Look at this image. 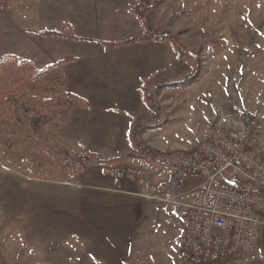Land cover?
<instances>
[{
  "label": "rangeland",
  "instance_id": "374dc122",
  "mask_svg": "<svg viewBox=\"0 0 264 264\" xmlns=\"http://www.w3.org/2000/svg\"><path fill=\"white\" fill-rule=\"evenodd\" d=\"M10 1L0 0V42L4 44L11 40ZM134 6L145 12L152 31L170 33L176 38L174 43L156 41L161 43L158 53L156 49L154 53L163 56L164 62L159 63L153 57L156 62L147 69L150 76L141 78L142 99L153 111L148 116L150 126L135 124L129 135L134 150L117 158L104 154L124 152L128 149L127 137L119 128L97 129L95 122L87 120L80 134L74 126L70 127L69 121L63 142L102 155L63 150L56 138L67 111L58 113L56 107L49 108L46 103L45 107L41 100H36L37 109L40 115L48 114L49 118L42 117L43 131L35 136L29 132L15 138L6 135L8 127L3 129L0 258L6 264H124L117 257L93 254L92 248L82 241L79 212L83 208L78 200L101 184L97 176L85 175L89 170L93 173L99 165L116 177L112 172L116 167L126 170L125 174L131 168H144L148 175L134 180L148 178L150 183L161 185L171 175L164 172L159 152L194 150L207 130L223 125L237 131L246 119L258 134L253 149L264 157V0H143L141 3L136 0ZM130 53L138 55L133 49ZM15 58L18 59L4 47L0 48V71L6 73L17 68V63L13 64ZM38 79L31 81L42 89L34 93L52 86ZM109 81L73 78L71 83L88 91L92 86H106ZM24 82L28 86L29 80ZM6 123L5 126H11L9 121ZM6 137L11 138L13 145L4 142ZM130 177L121 176L128 182ZM202 180L203 176H189L180 188L190 190ZM130 183L134 187L135 182ZM193 195L194 192H187L183 196L187 200ZM45 217L47 221L42 222ZM18 224H36L35 241L46 246L47 251L44 255L37 254V261L22 262L21 250L14 249L13 241L18 236L26 239L27 234L23 227L15 229ZM260 240L261 255L257 257L260 260L248 258L249 252L228 257L219 264H264V227L258 243ZM24 252L21 257L27 258L29 255Z\"/></svg>",
  "mask_w": 264,
  "mask_h": 264
},
{
  "label": "crops",
  "instance_id": "0c3cea01",
  "mask_svg": "<svg viewBox=\"0 0 264 264\" xmlns=\"http://www.w3.org/2000/svg\"><path fill=\"white\" fill-rule=\"evenodd\" d=\"M135 3L136 0L10 1L11 40L5 44L1 41L0 48L30 61L37 69L59 63L65 73V89L75 96L56 138L63 150L102 155L63 142L69 121L78 134L83 132L80 129L86 120L95 122L97 129L119 128L127 137L128 149L104 154L109 158L134 150L129 135L135 124L150 126L149 112L153 111L142 99L141 78L150 76L147 69L156 62L153 57L159 63L164 58L157 55L161 42L134 41L144 35L139 16L132 12ZM131 49L138 51V55L131 54ZM68 58L72 59L68 61ZM73 78L110 81L106 86H92L87 91L72 85ZM104 167L99 165L93 173L86 172L87 177L97 176L101 184L78 200L83 208L79 214H82L84 245L91 247L93 254L117 257L124 264H191L180 248L186 223L179 203L185 199L176 190L170 196L159 193L160 185L154 182L150 183L153 188H146L142 181L131 179L130 182H135L131 187L133 183L109 174ZM141 192L155 198H146ZM42 220L46 222L47 217ZM21 227L27 230L26 239L18 236L13 247L21 250L22 262L37 261V254L47 252L46 246L35 241L37 226L18 224L15 229ZM261 241L248 258L258 259ZM22 250L29 255L27 258L21 257Z\"/></svg>",
  "mask_w": 264,
  "mask_h": 264
},
{
  "label": "built area",
  "instance_id": "2783aa9c",
  "mask_svg": "<svg viewBox=\"0 0 264 264\" xmlns=\"http://www.w3.org/2000/svg\"><path fill=\"white\" fill-rule=\"evenodd\" d=\"M222 126L207 130L194 150L158 153L164 172L171 175L158 192L170 196L176 190L182 198L187 192L195 194L179 203L186 223L180 248L191 264H219L252 252L264 227V157L253 149L258 134L247 119L237 131ZM112 172L132 179L148 175L144 168L125 174L116 167ZM189 176L203 180L182 191L180 184ZM141 181L153 188L148 178ZM141 195L155 198L147 192Z\"/></svg>",
  "mask_w": 264,
  "mask_h": 264
},
{
  "label": "trees",
  "instance_id": "16d2710c",
  "mask_svg": "<svg viewBox=\"0 0 264 264\" xmlns=\"http://www.w3.org/2000/svg\"><path fill=\"white\" fill-rule=\"evenodd\" d=\"M138 1L141 3L143 0ZM132 12L139 16L144 28V35L140 38L134 39V41H146L152 39L155 41L169 40L171 43H174L176 38L173 37L172 34L152 31L149 20L141 8H133ZM54 33L55 32H45V34ZM109 45L117 44L109 43ZM71 59L72 58H68L66 60L69 61ZM4 61H6V59ZM13 64H16L17 68L14 67L11 72L8 70L6 73L0 71V141L3 140V138H1V131L7 127L9 130L6 132V135L15 138H17V136H26L29 132H32V136H35L38 132L43 131L42 117L47 120L49 118L48 114H45L44 116L40 115V111L37 109L38 105L36 100H38V102L39 100L43 101L41 103L44 104V106L45 103L48 104L49 108H51V106H53V108L56 107L55 109L58 110V113L64 114L71 106L74 98L73 95L65 90V73L59 63L43 69H36L30 61L15 58ZM28 68H33L34 71H26ZM23 70H25V72H23ZM34 78H39L38 80L41 82L46 81V83L48 82L52 84V86L45 88L42 92L34 93L35 91L42 89L41 86L35 84V81H31ZM26 80H29L28 86H25L27 85L26 82H24ZM49 111H51V109ZM8 121L11 126H5L8 124L6 123ZM10 137H6L7 139L5 138L4 142H9V144H11ZM26 150L27 152H30V149L26 148ZM12 151L15 153L14 148H12ZM0 263L6 264L1 258Z\"/></svg>",
  "mask_w": 264,
  "mask_h": 264
}]
</instances>
